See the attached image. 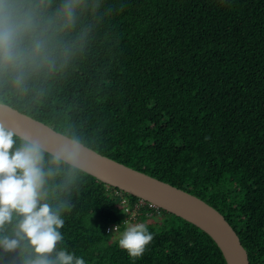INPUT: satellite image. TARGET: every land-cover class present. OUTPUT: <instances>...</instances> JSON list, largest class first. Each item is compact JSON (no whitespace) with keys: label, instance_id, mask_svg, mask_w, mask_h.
<instances>
[{"label":"trees","instance_id":"1","mask_svg":"<svg viewBox=\"0 0 264 264\" xmlns=\"http://www.w3.org/2000/svg\"><path fill=\"white\" fill-rule=\"evenodd\" d=\"M44 3L38 30L53 34L50 63L26 65L23 88L0 75V101L201 197L237 231L250 263L264 264V0H83L74 27L55 32L47 20L62 0ZM53 156L44 152L46 202L70 209L56 251L85 264H227L193 223L149 204L135 210L139 197ZM18 219L0 237L15 238ZM123 221L153 234L139 258L106 233ZM34 258L27 240L0 247V264Z\"/></svg>","mask_w":264,"mask_h":264},{"label":"clouds","instance_id":"2","mask_svg":"<svg viewBox=\"0 0 264 264\" xmlns=\"http://www.w3.org/2000/svg\"><path fill=\"white\" fill-rule=\"evenodd\" d=\"M82 6L83 0H62L55 18L47 20L49 27L53 32L72 29ZM43 7H46L44 0L37 5L31 0H0V75L10 74L17 88L24 86L26 65L40 67L50 63L53 34L38 30V16ZM57 21L58 28L54 27ZM16 144L14 130L0 123V230L12 223L14 215L19 217L15 238L0 237V247L12 251L21 240H27L35 253L28 264H85L74 253L56 251L57 244L64 239L60 231L65 224L62 213L70 209L67 205L53 208L46 202V184L53 172L45 169V149L28 138H23L20 146ZM61 161L75 167V154L61 152L51 162L59 165ZM153 238L147 226L138 223L126 227L118 246L135 259L143 255ZM54 251L56 256L50 259Z\"/></svg>","mask_w":264,"mask_h":264},{"label":"water","instance_id":"3","mask_svg":"<svg viewBox=\"0 0 264 264\" xmlns=\"http://www.w3.org/2000/svg\"><path fill=\"white\" fill-rule=\"evenodd\" d=\"M0 123L20 138L39 143L56 155L75 154V167L109 186L156 205L205 231L220 248L227 264H251L234 227L216 207L201 197L86 146L6 102L0 101ZM69 164V163H68Z\"/></svg>","mask_w":264,"mask_h":264},{"label":"built area","instance_id":"4","mask_svg":"<svg viewBox=\"0 0 264 264\" xmlns=\"http://www.w3.org/2000/svg\"><path fill=\"white\" fill-rule=\"evenodd\" d=\"M123 203H128V199L124 198ZM147 204H149V206H151V207L154 206L153 204L147 203L146 201L140 199V201H138L135 205V210L141 208V206H143V205L146 206ZM157 209H159V207ZM126 210L128 213H131V214L134 212L129 207H126ZM129 219L131 220L132 218L129 217ZM127 223L129 224V222H127V221L110 223L106 226V233L109 235L118 234V233L123 231L124 224H127ZM133 225H134V223H133ZM129 226H130V224H129Z\"/></svg>","mask_w":264,"mask_h":264},{"label":"rangeland","instance_id":"5","mask_svg":"<svg viewBox=\"0 0 264 264\" xmlns=\"http://www.w3.org/2000/svg\"><path fill=\"white\" fill-rule=\"evenodd\" d=\"M129 217L132 218V220L138 218V217H137V214L134 213V212H133L132 214L130 213V216H129ZM151 220H152V221H150V222H151V223H154V224H155V223H159V224H160V223L162 222V220L159 219V218H155V219H151ZM150 222H146V224H147V223H150ZM133 223H134V221H130V222H129L130 226L133 225ZM156 226H157V225H156ZM122 233H123V231L120 232V233H118V234L113 235L112 239L120 238V236H121Z\"/></svg>","mask_w":264,"mask_h":264},{"label":"bare ground","instance_id":"6","mask_svg":"<svg viewBox=\"0 0 264 264\" xmlns=\"http://www.w3.org/2000/svg\"><path fill=\"white\" fill-rule=\"evenodd\" d=\"M153 207H157L156 205H154Z\"/></svg>","mask_w":264,"mask_h":264}]
</instances>
